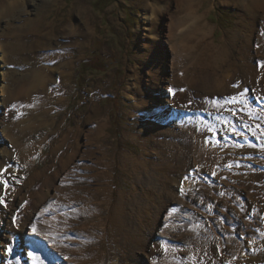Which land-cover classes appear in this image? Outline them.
<instances>
[{"label":"rangeland","instance_id":"rangeland-1","mask_svg":"<svg viewBox=\"0 0 264 264\" xmlns=\"http://www.w3.org/2000/svg\"><path fill=\"white\" fill-rule=\"evenodd\" d=\"M11 1L0 0V12L6 10ZM199 1L204 2L199 10L205 18V32L208 35L206 47H201L199 57L195 56L197 38H190L192 19L179 9L182 4L180 0H24L12 18H0V200L3 201L0 203V264H9V261L16 264L17 260L19 264H32L29 251L40 252L49 260L45 264H98L99 259H102L101 264H112L111 257L117 251L110 249L104 231L108 224L106 222L116 207L122 204L126 208L122 214L124 224L128 226L126 222L129 219L135 222L137 212L126 207L139 194L134 191L133 184L137 183L139 187V183L147 185L151 180L153 186L158 187L164 177L158 173V162L153 160V155L149 157L147 168L132 174L125 171L119 159L121 155L143 159L147 152L135 140L123 136L136 137L142 129H150L154 134L158 132L159 142L164 145V140L168 139L167 135L162 138L164 132L170 129L189 131L180 122L171 124L174 118L168 121L160 116L162 111L172 109L175 114L180 112L192 117L194 101L199 98L198 95L196 98L194 96L196 88L206 98L209 94L213 107L217 103L221 105L227 112L229 122L231 118L234 119L229 125L226 115L223 117L229 127L225 131L222 128L215 131L211 144L217 147L221 142V149H227L231 157L228 164L230 171L225 177L218 171V181L217 176L208 172L205 177L200 176L198 183L204 186V179L210 180L208 187L216 185L222 190L212 192L213 196L220 197L216 202L226 197L229 203L226 206L216 203L208 206V203L194 201L179 210L177 205H171L168 211L165 209L161 213L156 204L150 205L147 215L142 214L147 221L153 220V229L152 224L147 227L153 232V238L149 241L159 245L162 235L181 229L193 241L203 237L199 245L200 255L221 245L225 250L240 251L243 259H248L253 240L248 239L249 234H245L243 240L242 236L233 232L245 224L252 226L245 227L247 232L256 226V242H259L260 235L264 236V88L255 90L253 87L264 85V10L259 9L249 15L250 10L238 9L231 3L222 5V0ZM47 2L50 6L48 10L39 9ZM44 13L46 16H43ZM145 16L154 24L144 22ZM35 19L41 22H33ZM65 27L72 33L84 28V37L79 40L83 45L80 53L71 47L75 37H71L72 42L65 37ZM183 34H187V42L181 46L177 44V37ZM31 40H34V44H31ZM56 46L62 48L50 51ZM194 48L193 57L196 59L190 60L188 54L183 53L190 51L191 56ZM248 49H251L254 57L257 75L248 70V66L239 67L243 60H249L244 59L243 55ZM49 54L56 59L46 61L45 57ZM185 58H188L187 61ZM65 63L70 64L68 81L57 78L60 77V66ZM36 71L46 73L43 75L46 78H40L44 83L38 82ZM176 74L180 79L174 83ZM167 82L170 83L169 87L176 84L174 89L177 90L173 94L169 92L168 96L163 87ZM54 91L58 92L57 96ZM240 91L244 92L243 95H240ZM218 92H225L227 96H220ZM256 93L261 97H255L253 94ZM234 96H240L235 102L238 104L228 102V98ZM248 98L249 102L246 101ZM187 107L191 109L186 111ZM210 111L220 116L221 110L210 109L205 113ZM238 112L245 117L246 132L235 128ZM208 114L209 119L216 117H212L214 113ZM97 124L105 126L96 144L101 149L88 143L89 135L93 130L97 131ZM10 129L15 130L21 154L13 144L14 138L10 140L9 135L7 137L5 134ZM75 144L79 149L71 162ZM87 146H90L89 152L93 154L90 159L83 157ZM81 157L84 162L77 168L75 166L80 165ZM102 158L112 164L109 170L94 164ZM93 170L98 175H107L106 181L88 180ZM137 177L140 178L139 182ZM100 183L107 184V191ZM222 186L233 191L227 196ZM76 187L86 189L88 194L82 191L72 193L71 190ZM99 189L105 193L97 195L99 197L96 199L89 195ZM57 192L64 195L60 200L64 205H60ZM120 192L126 193L124 200H120ZM144 193L150 194L149 191ZM144 193L140 204L153 197L152 194L145 197ZM71 197L77 202L73 203ZM219 202L221 204L223 200ZM201 207L204 211L209 207V214L214 210L213 217L201 212ZM172 209L175 211L171 212ZM207 216L213 218V223H202L201 220ZM217 219H220V225ZM234 220L238 223L235 226L232 225ZM170 222L172 225H169ZM207 223L215 224L219 239L214 237L211 240L210 235L203 236ZM33 225L36 226L35 233ZM96 227L100 229L92 232ZM140 239L144 240V236ZM177 246L186 247L183 242H178ZM8 248L12 249L11 253ZM146 250L148 253L149 249ZM262 250L260 256L264 255V248ZM180 253L177 255L181 262L168 260L165 264L169 261L174 264L201 263L198 262L199 256L191 251L184 253L181 250ZM139 256L143 263L151 260L145 254L139 253ZM159 256L154 257L162 258ZM129 260L126 259L127 263L123 264L136 263Z\"/></svg>","mask_w":264,"mask_h":264},{"label":"bare ground","instance_id":"bare-ground-1","mask_svg":"<svg viewBox=\"0 0 264 264\" xmlns=\"http://www.w3.org/2000/svg\"><path fill=\"white\" fill-rule=\"evenodd\" d=\"M23 1L24 0H13V1L9 2L8 5L6 6V10H3V11L0 12V18H3V17L9 18L10 16H11L10 18H12L13 15L15 14V11L17 10V8L20 5H22ZM180 1H181L182 4L180 5L179 9L181 11H183L184 13H186V17L189 16V18L192 19L190 38H192V39L193 38H197L198 44L195 47L196 48V55L195 56L198 55V57H199L200 49H201V47H206L207 38H208V35L206 34L207 31L205 32V24H204V19L205 18H203V16H201L200 10H199L200 6L204 5V2L203 1L200 2L199 0H180ZM263 2H264V0H249V1L222 0L221 3H222V5H227V6L230 5V3H231L236 8L242 7L245 11L250 10L249 15H251L255 11L259 10V9L264 10V3ZM43 4H44V6L39 8V9L43 10V9L47 8V10H48L49 7H50L49 3L47 2V3H43ZM182 6H184V8ZM193 8H196V9H193ZM190 9H193L191 11V13L189 12ZM238 9H241V8H238ZM243 9H241V10H243ZM43 16H46L45 13L43 14ZM192 16L195 17L194 20H193ZM35 21H38V22H35ZM143 21L144 22H148L150 25L154 24V22H152L151 19L147 18L146 16L143 17ZM33 22L39 23V22H41V20L35 19V20H33ZM67 29H68V27H65L64 30H63V33H64L65 37L67 39H69L70 41H71V37H75L73 39L74 41L73 42L71 41L72 44H73V45H71V47L74 49V51L80 53V50L82 49L83 45L80 43L79 40L84 37V34H85L84 33V28H83V30H79L78 29L76 31V33L69 32V31H67ZM186 36H187V34H183L182 36L177 37V39H178L177 40V44L181 45V46L184 45V43L187 42L185 40ZM33 41L34 40H31V44L33 43ZM155 43H157V41H155ZM61 48L62 47L56 46V47H53L50 51H55V50H58V49H61ZM195 48L192 49L191 51L195 50ZM66 50L70 51L67 48H66ZM250 51H251V49L250 50L248 49V52L243 54L244 55V59H246V60L249 59V60L248 61H244L243 60V62L241 63V65L239 67L243 68L244 66H246V67L248 66L247 69L248 70L251 69L252 73L257 75V71H256L257 68L253 64L254 57L252 56ZM186 53L188 54V56H187ZM192 53L193 54L191 56H189V54H191L190 51L185 50L183 54H185L187 57H189L190 60L196 59V57H193L194 51ZM70 56H66V57L69 58ZM56 57L59 59L58 56H56ZM45 59H46V61L50 62V61H53L56 58L53 55L49 54L48 56L45 57ZM187 59L188 58H185L186 61H187ZM254 67H255V69H254ZM60 69H61V71L58 74V75H60V77L57 76V78L63 79L65 81H68V79H69V73H68L69 71L68 70L70 69V64L69 63H65L63 66L62 65L60 66ZM247 69H245V71ZM186 70H187V68H186ZM36 73H37V77H38V79H37L38 82L42 81L40 78H46V76L45 77L43 76V75H46V73L44 71H36ZM48 73H49V71H48ZM245 76H246V73H245ZM175 77H176V80L174 79V83H177L179 81L178 80L179 77H178L177 74H176ZM206 78L207 77H204L203 79L205 81H207ZM214 81H215V79H214ZM253 81L254 80H252V82ZM42 83H44V81H42ZM170 83H171V81H170ZM170 83L167 82V83H165L166 85L163 86L164 90H165V95H167V96H168V94L170 92L169 89H172V91L170 92L172 94L175 93V90H176V89H174L176 84H174L173 87L172 86L169 87ZM193 83H191V84H193ZM253 87H254L255 90H258L261 87L264 88V85L263 84H261V85L259 84V85H255ZM56 93H58V92L54 91V94H56ZM199 93H200V89H198V88L194 89V94L195 95L192 93V95H194L195 98L197 97V95L199 97V98H196L198 101H196V100L194 101V111H193L194 114H193L192 117H188V116H184L182 114H179L180 112L178 114H175V113L172 112V111H174L172 109H169L167 112H163L162 111V114H161L160 118H162L163 120H168V119L172 120L174 118L175 120H173V123H171V124L177 125V123L180 122V124H182V126L183 125L187 126V129L189 130V131L185 132V131H180V129L178 131H175V129L174 130L170 129L169 131L164 132L165 131V129H164L163 130L164 134H163L162 138L164 139V137L167 135L166 138H168V139L164 140V142L166 144H164V145L160 144L161 143V142H159V138L160 137L158 138L159 135L157 136L158 132L156 131L157 134H154V133H152L150 131V129H147V130L142 129L140 134L138 136H136V137L134 135H126V134L124 135L123 134L124 138L130 139V140H135V142L137 144H139L143 148V151L145 153L146 152L147 153L143 157L144 160L141 159L142 157H140L139 158L140 160H139L136 156H132V155H129V156L124 155L123 156V155H121L119 157V159L122 162V168L125 171H128L130 174H132V172L134 173L135 171L143 170V169L147 168L148 164L150 163L149 157H151L153 155L154 156L153 160H156L158 162V165H157L158 170H159L158 173L162 174V176H164V177L162 178V180L160 179L161 180L160 182H162L161 184L158 181V183L160 184L159 185L157 183L159 185L158 187L153 186L151 180H150V183H148L149 186H147L148 184L147 185H145V184L142 185L141 183H139L138 184L139 187H137V185H136L137 183L133 184L134 191L136 190V192H139V194L135 198V200H133V202H130V203L128 202L129 204L126 207L129 206L131 210L137 212L138 219L135 222H132L129 219V222H126L128 224V226L126 224H124L123 218H122L123 217L122 214L124 213V210L126 209V208H124L125 205L122 206L123 205L122 204L121 206L118 205L117 207L115 205V207H116L115 212L111 216V218L106 222L108 224L104 228L106 237H107V239L110 242V249L115 251V252L117 251V253L112 255V257H111L112 264L127 263L126 259H130L128 262H136L134 264H139V263L140 264H153V263L155 264V261H156V264H162V263L165 264L166 261H168V260H173V261L176 260V263H177V262H181V260L178 258L179 256L177 255V254H181L180 253L181 250H183L184 253L188 252V251H191V253L194 254L195 256H199V261L198 262H201L200 264H264V255L260 256V254L263 252L262 249L264 248V236L260 235L259 236V242L258 241L256 242L255 238H256V235L258 234L256 226L253 227L254 229H252L249 232H247L245 230V227H252V226H248V225L245 226V224H243V225H241V227L240 226L238 227L239 231H237L238 230L237 229L236 231L233 232L235 234H238V235L242 236L243 240H244V238H246L245 234H249L248 239H252L253 240L252 243H251V250H250L251 255L248 256L247 260L243 259V257L241 256V252L240 251L225 250L221 245L213 247L210 250L208 248H205L204 250H207V249L208 250L205 252V254L201 253V255H200L199 254L200 252H198V251H201L200 250L201 248H200L199 245L201 244V240H203L202 239L203 237L200 240H198V241H193L188 235H184L181 232L182 231L181 229L173 230L172 234L170 233V234H167V235L164 234V236L162 235L161 236L162 241H161V243L159 245L158 244L155 245L153 241H151V242L149 241L150 238H153V232L150 231L147 227L152 224L153 220H152V222H149L150 220L147 221V219L144 218L142 216V214H146L147 215V212L149 210V206L150 205H152V206L154 205L155 206V204H156L158 212L161 213L163 210H165V209L167 210L168 207H170L171 205H177V208L179 210V208H182L183 205L186 207L188 204L190 205V203L194 202V201H201L203 203H208V206H209V204H212V206H214L215 204H213V203H216V205H221V206L225 205L226 206L229 203V202H227L228 200L226 199V197L221 198L219 200V201L223 200V202L221 204H220L219 201H218V203L216 202V200H218L220 197H218V195L217 196L216 195L213 196L212 192L213 191H217V192L221 191L222 192V190L216 188V185L212 186V187H208V183H209L210 180L204 179V180H206V184L204 186L198 185V183H200V181H201L200 180V176L204 175V177H205V174L208 173V172H209L210 175H211V173H213L212 175H214V177L217 176V181H218V176L220 177V173L218 174V171H220L222 173L223 177H225L226 174L228 173V170H229L228 169L229 168L228 164L231 163V157L229 156L230 154L227 153V149H225V148L221 149V147H222L221 142L218 144L217 147H213L211 144L214 141L213 135L215 134V131H219L220 128L224 129V131H225V129L229 127L226 124V121H228V123L230 125V124H232L231 121H233L234 119L231 118V121L229 122L230 119H229V117L227 115V112L224 109L221 108V105L219 103L214 104L215 107H213L212 102H211V98L208 97L209 94H207L208 96L206 98L205 96H203V95H201ZM240 93H241V91H240ZM215 94L216 93H214V95ZM219 94H220V96L226 95L225 92L224 93L223 92H218V95ZM57 95L58 94H56L55 96H57ZM253 95H255V97H261V95L259 96V94H257V93L253 94ZM248 96H250L249 93H248ZM238 98H240V96ZM250 98L246 99V101L249 102ZM204 101H205V103H204ZM261 101H263V100H261ZM171 102L172 101H170V103ZM258 102H259V99H258ZM222 103H224V102H222ZM235 104H238V103H235ZM190 109L191 108L187 107L186 111H189ZM204 109L205 110H210V109L214 110V109H216L217 111L221 110V113H220V116L217 117L218 116L217 113L215 114V112H211L210 111L208 113H214V114H212V117L213 116H216V117L214 119L213 118L209 119V114L206 112L207 116H208L207 117ZM180 110L184 111V109H180ZM227 111L229 112V110H227ZM225 115H226L227 119H226V121H223V117ZM244 119H245L244 115L239 113L238 118H237L238 122L235 125V128L238 131H243L244 130V132H246L247 126L244 124ZM149 125L150 124H148V126ZM104 127L105 126L102 125V124L95 125V130H97V131L93 130L92 134L89 135V137H88L89 145H91V144H95L96 145L99 142L98 136L100 134H102V131H103ZM196 127H198V129ZM11 130L12 129H10V131L5 132V134L7 135V137L9 135L8 138H10V140H12L14 138L13 144L16 145V147L18 149V152L21 154L20 144H19V141L16 138V135H15V132H14L15 130L14 131H11ZM229 130H231V128L228 129L227 131H229ZM253 130H255V129H253ZM247 132H249V131H247ZM169 138H171L172 140H169ZM89 147L90 146H87L86 149H85L84 156H83V157H85L84 159H90L92 157V155H93L92 153L89 152L90 151ZM94 147H99L100 148L99 145H96ZM75 149L76 150H74V147H73L74 152H73V154H71V160H70L71 162H73L74 159L77 156L75 154L77 149H79L77 147V145L75 146ZM221 151H223V152H221ZM80 160H81L80 165H77L75 167L78 168V166L79 167L82 166V164L84 162L82 160V157H81ZM153 160H151V161H153ZM103 161H105V162H103ZM94 164L95 165L99 164V165L105 166L106 170H109L111 165H112L111 163L108 162V160L106 158H102L101 160H99V162H95ZM258 164H263V163L258 162ZM84 166L86 167V165H83V167ZM224 169H225V171H222ZM70 173L73 174V172H70ZM89 175L92 176V177L87 178L88 180L89 179L90 180L94 179V180H99V181L101 180L102 183L105 182L106 178L108 177L107 175H98V173L94 172V170ZM191 177H192V179H191ZM149 178H151L153 180L155 179L152 176H149ZM137 179H138V182H139L140 178L137 177ZM198 179H199V181H198ZM192 180L194 182H192ZM252 180H253V178H252ZM257 180H258V178H257ZM74 182H75V177H74L73 184H74ZM100 186L103 188V190L107 191L108 187H107L106 183H105V185L100 183ZM222 188L225 190V192H226L225 194H227V196L231 193V191H233V189L229 190L228 187H226V186H222ZM79 191H82L85 194H88L86 189L80 188V187H76L75 189L71 190V192L75 193V194H77ZM105 191H102L101 189L94 190V191L90 192L89 195L91 197H94V199H96L97 197H99L97 195H99V194L102 195V194L105 193ZM148 191L150 192V194L144 193V192H148ZM143 193H144L145 197H147L146 195L150 196L151 194H152L153 197L150 196L149 197L150 200L145 199V201H142V204H140V202H141L140 198L143 195ZM57 194H58L59 201L62 200L64 195L61 194V192H57ZM211 194H212V196H211ZM225 194H224V196H225ZM118 196H119L120 200H124L126 198V193L120 192ZM221 197H222V194H221ZM71 200L73 201V203L77 202V199L74 200V199H72V197H71ZM134 202H135V204H134ZM124 204H125V202H124ZM60 205H64V204H62L61 201H60ZM84 205L86 206L87 210H89V207H88L87 203H85ZM202 207H204V206H202ZM202 207H201V212H203L204 214H209V213H207L209 211V207H208L207 211H204V209ZM198 210L200 211V208H198ZM213 211H211L210 214H209L212 217L214 215ZM136 212H134V214ZM146 217H148V216H146ZM207 217H206L205 220H201L202 223H203V221H206V222L208 221L210 223L212 222L211 220L213 218L210 219V217H208V219H207ZM220 219H221V217H220ZM220 219L219 220L217 219L218 220V223H217L218 225H220V222H221ZM57 220H58V218H57ZM25 221H27V220L25 219ZM250 222L251 221H248V223H250ZM198 223H200V222H198ZM232 223H233L232 225H234V226L236 224H238L235 220L232 221ZM134 224H135V226H134ZM207 224H206V228L204 229L206 231H204V235L203 236H205V235L209 236L210 235V237H211L210 239L211 240L214 237H218V239H219V236H217V234H216L217 233V229L214 228V225L216 224V222H215V224H212V225H209V224L207 225ZM169 225H172V222H170ZM145 227H146V229L144 230ZM153 227H154V224H152V229H153ZM98 228L99 227H96L95 230H93L92 232L95 233L98 230ZM262 228H263V226H262ZM210 229H213L212 232H210ZM252 231H254V233ZM253 234L255 236H253ZM134 236L136 238H134ZM143 236H144V240H141L140 238H142ZM260 237H262V239ZM254 240H255V242H254ZM148 242L150 244L147 245ZM178 242H180V243L183 242V245L185 244L186 247H184V248H182L181 246L178 247L177 246ZM53 244H55V243H53ZM151 244H153V245H151ZM148 246H149V248H148ZM146 249H149L148 253H146L147 252ZM185 249H187V250H185ZM123 252H124V254H123ZM139 253H141L143 255L145 254V256L148 259L150 258L151 260L149 261V263H146L145 261L143 263L142 262L143 259L140 258L141 255L139 256ZM93 254L94 253H92V255ZM158 254H160V256H162V258L156 259V257H154L155 255H158ZM39 255L42 256L41 253ZM44 259H45V263L49 262L48 259H46V258H44ZM161 259H162L163 262L161 261ZM123 260H124V262H123ZM205 260H208L207 263H204ZM30 261L32 262L31 258H30ZM101 262H102V259H99L97 261L98 264H101ZM168 264H174V263H171L169 261Z\"/></svg>","mask_w":264,"mask_h":264},{"label":"snow or ice","instance_id":"snow-or-ice-1","mask_svg":"<svg viewBox=\"0 0 264 264\" xmlns=\"http://www.w3.org/2000/svg\"><path fill=\"white\" fill-rule=\"evenodd\" d=\"M169 91L171 92L172 89H169ZM240 95H243V93H240ZM237 100H238V97H230L228 99V102L229 103H235V102H237ZM2 202L3 201L0 200V203H2ZM174 211H175V209L171 210V212H174ZM171 212H170V214H171ZM32 230H33V233L36 232V226L35 225H33V229ZM11 251H12V249L8 248V252L11 253ZM28 256H29V258H31L32 264H45V259L41 255L36 253V252L29 251L28 252ZM9 264H12V262L9 261ZM16 264H19V260L16 261Z\"/></svg>","mask_w":264,"mask_h":264}]
</instances>
